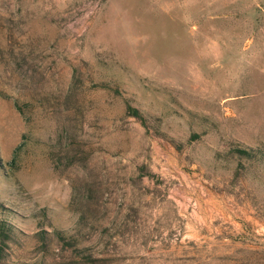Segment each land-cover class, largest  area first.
Segmentation results:
<instances>
[{"label": "rangeland", "instance_id": "rangeland-1", "mask_svg": "<svg viewBox=\"0 0 264 264\" xmlns=\"http://www.w3.org/2000/svg\"><path fill=\"white\" fill-rule=\"evenodd\" d=\"M96 1L0 0V264H264V0Z\"/></svg>", "mask_w": 264, "mask_h": 264}, {"label": "trees", "instance_id": "trees-1", "mask_svg": "<svg viewBox=\"0 0 264 264\" xmlns=\"http://www.w3.org/2000/svg\"><path fill=\"white\" fill-rule=\"evenodd\" d=\"M100 84L104 88L115 90V88L110 85V81H102L100 82ZM127 110L131 116H134L136 118L141 117L140 112L134 107H132L130 104L127 105ZM230 152L233 156H236L240 159H245V160H248V161H251L257 164L259 167V170L264 168V146H250V145L239 144V145L234 146L230 150ZM0 212H1L0 213L1 216H3L4 218L0 220V240H1L0 242L16 240L19 236V232L7 220V218H12L11 210L4 207L2 204H0ZM55 232L59 239H62V240L66 239V237L61 231H55ZM0 251H1V248H0Z\"/></svg>", "mask_w": 264, "mask_h": 264}, {"label": "built area", "instance_id": "built-area-1", "mask_svg": "<svg viewBox=\"0 0 264 264\" xmlns=\"http://www.w3.org/2000/svg\"><path fill=\"white\" fill-rule=\"evenodd\" d=\"M101 2H102V0H97V1H96V3H97V4H98V3H101ZM82 29L84 30V29H85V27H84V28H82ZM83 30H82V31H83Z\"/></svg>", "mask_w": 264, "mask_h": 264}]
</instances>
